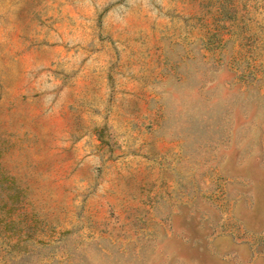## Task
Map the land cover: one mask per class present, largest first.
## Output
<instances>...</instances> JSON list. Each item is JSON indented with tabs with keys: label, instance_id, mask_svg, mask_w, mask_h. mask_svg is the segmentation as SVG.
<instances>
[{
	"label": "rangeland",
	"instance_id": "rangeland-1",
	"mask_svg": "<svg viewBox=\"0 0 264 264\" xmlns=\"http://www.w3.org/2000/svg\"><path fill=\"white\" fill-rule=\"evenodd\" d=\"M0 264H264V0H0Z\"/></svg>",
	"mask_w": 264,
	"mask_h": 264
}]
</instances>
